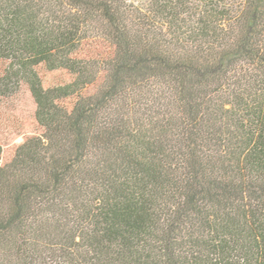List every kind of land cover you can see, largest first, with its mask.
Instances as JSON below:
<instances>
[{
  "label": "trees",
  "instance_id": "16d2710c",
  "mask_svg": "<svg viewBox=\"0 0 264 264\" xmlns=\"http://www.w3.org/2000/svg\"><path fill=\"white\" fill-rule=\"evenodd\" d=\"M0 264H264V0H0Z\"/></svg>",
  "mask_w": 264,
  "mask_h": 264
},
{
  "label": "rangeland",
  "instance_id": "374dc122",
  "mask_svg": "<svg viewBox=\"0 0 264 264\" xmlns=\"http://www.w3.org/2000/svg\"><path fill=\"white\" fill-rule=\"evenodd\" d=\"M30 113H31V112H30ZM30 113H29V114H30ZM17 140H18V141H21V140H22V137H21V136L17 137Z\"/></svg>",
  "mask_w": 264,
  "mask_h": 264
}]
</instances>
